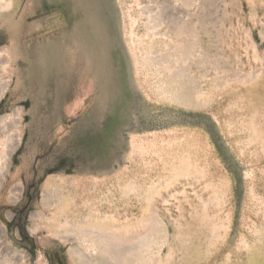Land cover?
Listing matches in <instances>:
<instances>
[{
  "label": "rangeland",
  "instance_id": "rangeland-1",
  "mask_svg": "<svg viewBox=\"0 0 264 264\" xmlns=\"http://www.w3.org/2000/svg\"><path fill=\"white\" fill-rule=\"evenodd\" d=\"M169 131L220 191L182 182L139 235L80 225L141 214L131 136ZM0 264H264V0H0Z\"/></svg>",
  "mask_w": 264,
  "mask_h": 264
},
{
  "label": "bare ground",
  "instance_id": "bare-ground-1",
  "mask_svg": "<svg viewBox=\"0 0 264 264\" xmlns=\"http://www.w3.org/2000/svg\"><path fill=\"white\" fill-rule=\"evenodd\" d=\"M124 36L126 37V42L128 41L133 45L132 47L129 44V49L136 75L140 62L136 57L135 43L132 40V30L124 33ZM131 151L133 154L138 155L142 161L149 158V161L144 164L147 170L140 176L141 181L139 184L135 177H133L132 182L129 180V177H119L118 182L124 195L130 191L134 198L143 202L141 214L128 221H122L114 215H97L96 217H90L84 223H79L85 229H98L113 236L126 237L129 234L139 235L148 229V224L153 215L152 208L154 207V202L162 198L164 192L176 190L182 182H187L192 185L204 181L203 188L205 190H209L212 193L220 191V187H213L210 180L207 179V172L198 156V141L193 136L177 135L175 131H169L165 134L152 133L146 138L133 135L131 136ZM151 170H155V176L152 175ZM153 177H155L156 181ZM53 181L54 177L48 176L44 181V188L50 187ZM51 212L53 220L58 222L59 227H63L66 224L64 215H70V202L63 200L61 205L58 208L54 206ZM82 235L84 238L81 246L94 252L97 247L96 242L89 240L86 234Z\"/></svg>",
  "mask_w": 264,
  "mask_h": 264
}]
</instances>
